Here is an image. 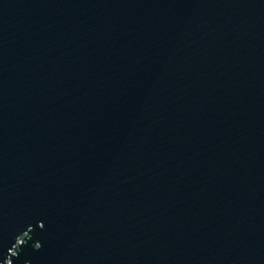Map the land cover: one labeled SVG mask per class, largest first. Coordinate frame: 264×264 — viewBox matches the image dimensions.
Wrapping results in <instances>:
<instances>
[{"label": "water", "instance_id": "water-1", "mask_svg": "<svg viewBox=\"0 0 264 264\" xmlns=\"http://www.w3.org/2000/svg\"><path fill=\"white\" fill-rule=\"evenodd\" d=\"M0 264H264V0H0Z\"/></svg>", "mask_w": 264, "mask_h": 264}]
</instances>
